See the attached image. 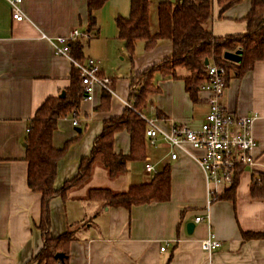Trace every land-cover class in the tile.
Returning <instances> with one entry per match:
<instances>
[{
	"label": "crops",
	"instance_id": "crops-1",
	"mask_svg": "<svg viewBox=\"0 0 264 264\" xmlns=\"http://www.w3.org/2000/svg\"><path fill=\"white\" fill-rule=\"evenodd\" d=\"M168 1L173 0H150L152 32L158 30L159 3ZM131 2L107 0L95 11L98 28L82 39L85 57L96 59L102 75L112 81L115 94L110 93L108 109H98L103 91L97 88L93 101L83 99L77 114L59 120L54 146L62 148L68 140L74 141L59 162L56 188L72 179L81 160L91 155L104 120L123 114L132 90V75L173 53L170 41H161L150 50L139 41L136 56L130 60L118 36L116 19L129 16ZM251 8L252 1L243 0L222 10L214 0L213 34L245 33V17ZM22 9L28 19L16 21L9 1L0 0V264H37L31 260L44 246L38 226L42 198L28 185L25 139L39 107L69 87L74 67L68 58L55 54L43 34L56 37L74 29L86 33L89 25L88 0H23ZM154 82L160 92L152 94L150 116L144 112L146 118L166 132L175 126L200 127L209 111L207 93L199 91L195 102L183 79L163 77L157 72ZM222 102L235 113L258 115L253 127L258 141L257 163L237 169L235 199L222 197L229 186L219 185L211 204V222H196V217L206 215L208 202L207 181L197 160L204 151L186 144L176 150L178 156L173 159L167 144L152 146L146 138L145 160L129 162L127 171L116 177H111L102 164H96L87 183L69 189L65 198L52 199L51 236L74 230L69 264H264V237L245 240L242 234L264 232V197L253 195V187L264 178V60L243 76L232 75ZM74 119L79 125H74ZM114 150L130 152L131 136L126 130L116 134ZM147 163L156 167V173L165 165L171 166L169 200L126 208L89 199L92 188L125 192L133 184L151 182L156 173L146 170ZM258 194H264V190ZM189 222L196 224L193 233L188 232ZM210 234L223 242L211 254L201 247V240Z\"/></svg>",
	"mask_w": 264,
	"mask_h": 264
},
{
	"label": "trees",
	"instance_id": "trees-1",
	"mask_svg": "<svg viewBox=\"0 0 264 264\" xmlns=\"http://www.w3.org/2000/svg\"><path fill=\"white\" fill-rule=\"evenodd\" d=\"M106 1L88 0L89 25L86 33L91 35L98 28L95 11ZM242 1L217 0V3L222 10H226ZM251 1L252 8L245 17V33L215 36L212 32L214 0H173L159 3L156 32L151 30L150 0H132L129 16H119L116 19L118 36L124 41L130 60L133 61L136 56L139 41L145 42L146 50L154 48L161 41H170L173 53L162 62L132 75V90L128 100L132 108L126 106L122 115L104 120L103 131L95 138L91 155L81 160L78 173L72 179L67 180L62 187L56 188L59 162L74 139L68 140L64 147L57 148L53 144V135L59 120L77 114L83 100L82 78L79 69L73 65L71 83L65 91V96L46 99L30 121L25 139L28 185L32 191L41 194V219L38 226L44 238V246L31 261L37 264H69V247L74 238V230L69 228L62 235L51 236L50 204L53 198H65L69 189L87 183L96 164H102L111 177H116L127 171L129 162L146 159L147 121L143 115L152 102V94L160 92V87L154 82L157 72L163 77L183 79L187 92L196 102L199 98V87L207 73L206 59H214L218 65L225 67L227 84L232 75L243 76L251 71L258 61L264 60V0ZM82 39L71 43L72 56L81 62L86 59L85 43ZM238 51H242L240 62L224 58V53ZM102 99V104L97 108L108 109L110 93L103 90ZM125 130L131 136V150L128 154L117 153L114 150L115 136ZM236 175L235 182L226 189L222 197L235 199L234 192L238 182ZM261 180L259 186L253 187L254 196L264 197V194H258L264 190V178ZM170 196L169 164L156 173L151 182L133 184L125 192H114L109 188H92L89 192L90 200L126 208L153 200L167 201ZM242 234L245 240L264 237V232L242 231ZM58 253H64V257L56 258Z\"/></svg>",
	"mask_w": 264,
	"mask_h": 264
},
{
	"label": "built area",
	"instance_id": "built-area-1",
	"mask_svg": "<svg viewBox=\"0 0 264 264\" xmlns=\"http://www.w3.org/2000/svg\"><path fill=\"white\" fill-rule=\"evenodd\" d=\"M8 1L14 20L28 19L22 9L23 0ZM89 36V33L82 32L80 29H74L67 35L56 37L43 34V38L52 45L56 55L68 58L79 69L83 85V99L93 101L97 88L111 94H115V90L112 81L101 75V69L96 59L88 57L81 62L71 54V43ZM227 86L225 67L211 59L204 81L199 87L200 92L207 93L209 106L208 114L200 127L175 126L171 132H166L159 128L154 120L143 115L147 121L146 138L149 144L152 146H157L160 143L167 144L171 148L173 159L178 156L176 150L184 148L186 144L204 151V155L198 157L197 160L207 181L208 202L206 215L196 217V222L204 220L211 222V204L218 193L219 185L224 184L230 187L235 182L236 171L239 167L255 166L257 163L255 150L258 141L253 134V127L258 115H241L228 109L222 102ZM125 104L132 108V104L128 100L125 101ZM73 123L79 125L77 119H74ZM146 170L154 174L157 172L156 167L151 163L146 164ZM222 246L223 242L214 234L201 240L202 249L209 254ZM165 249L166 245L161 247V250Z\"/></svg>",
	"mask_w": 264,
	"mask_h": 264
},
{
	"label": "water",
	"instance_id": "water-1",
	"mask_svg": "<svg viewBox=\"0 0 264 264\" xmlns=\"http://www.w3.org/2000/svg\"><path fill=\"white\" fill-rule=\"evenodd\" d=\"M225 57L227 59L231 60V61L240 62L241 61V58H242V55H241V53L239 51L238 52H226L225 53ZM209 63H210V60L209 59H206L205 60V65L208 66ZM65 94H66L65 91H63L60 96L61 97H64ZM195 226H196L195 222H189L188 225H187L188 232L189 233H193L194 232V229H195ZM63 257H64V253H58L56 255V258H59V259H62Z\"/></svg>",
	"mask_w": 264,
	"mask_h": 264
},
{
	"label": "rangeland",
	"instance_id": "rangeland-1",
	"mask_svg": "<svg viewBox=\"0 0 264 264\" xmlns=\"http://www.w3.org/2000/svg\"><path fill=\"white\" fill-rule=\"evenodd\" d=\"M224 58L227 59V58L225 57V53H224ZM227 60H229V59H227ZM153 98H154V95H153ZM150 108H151V105L149 104L148 108L145 110V112H146V114H147L148 116H150V112L148 111ZM152 115H153V114H152Z\"/></svg>",
	"mask_w": 264,
	"mask_h": 264
}]
</instances>
